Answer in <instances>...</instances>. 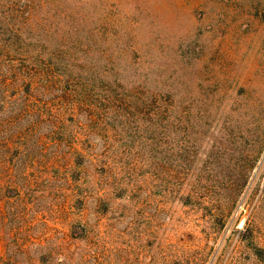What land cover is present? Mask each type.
I'll list each match as a JSON object with an SVG mask.
<instances>
[{"label": "rangeland", "instance_id": "obj_1", "mask_svg": "<svg viewBox=\"0 0 264 264\" xmlns=\"http://www.w3.org/2000/svg\"><path fill=\"white\" fill-rule=\"evenodd\" d=\"M0 264H264V0H0Z\"/></svg>", "mask_w": 264, "mask_h": 264}]
</instances>
